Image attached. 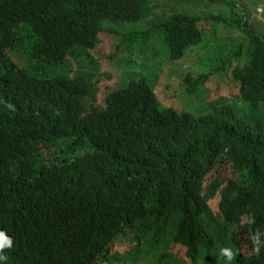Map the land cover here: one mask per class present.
Instances as JSON below:
<instances>
[{
	"label": "trees",
	"instance_id": "trees-1",
	"mask_svg": "<svg viewBox=\"0 0 264 264\" xmlns=\"http://www.w3.org/2000/svg\"><path fill=\"white\" fill-rule=\"evenodd\" d=\"M153 1L0 0V264H264V31L225 0L246 36L230 51L196 14L150 21ZM144 22L122 38L142 53L210 48L196 114L138 74L87 103L99 35ZM217 74L234 102L200 89Z\"/></svg>",
	"mask_w": 264,
	"mask_h": 264
},
{
	"label": "rangeland",
	"instance_id": "rangeland-1",
	"mask_svg": "<svg viewBox=\"0 0 264 264\" xmlns=\"http://www.w3.org/2000/svg\"><path fill=\"white\" fill-rule=\"evenodd\" d=\"M228 1L236 4L235 14H244L250 25L261 29L260 31H264V0ZM226 2L225 0H154L153 4L156 15L152 14L149 20H156L158 16H161L163 13L170 15L175 11L196 14L204 18L200 25L207 34L217 31V36H212V41L214 42L215 38L219 37L224 46L227 47V50L230 49V51H232L238 47L240 42L246 39V36L238 28L229 25L228 21H232L233 16ZM219 18L223 20H220L218 25L216 19ZM120 25L121 26L114 27L115 31H112V29L100 34L99 38L101 43L97 45L95 49L90 50L98 63L95 80L97 91H95L94 94L96 102L91 98L87 100V103L95 102L94 104H101L106 93L119 87H125L132 81L133 76L138 74L147 78L149 85L153 84L155 78L158 77L155 81L154 93H156L158 97L161 109L169 107L177 110L181 109L188 112H195L196 114V107H198L200 102L198 101V105H196V95H191L187 92L185 83L187 79H194L196 72L205 68L203 65L206 64V66L209 67L213 63V60L210 63L211 58L208 55L210 48H208L207 51L205 47L200 51L196 49L195 58H192L194 51L190 49L184 58L170 61L166 58V55H163L166 50V47L163 45L155 46L161 53L159 56L153 51L142 53L138 49L129 46L128 43L123 42L122 38L124 35L134 27L136 30L145 29L149 26V23L144 22L136 26L131 24ZM108 27L112 28L111 25H108ZM121 34H123V36H121ZM204 41L197 48L203 47L206 42ZM142 62H146L145 64L150 65L146 67L138 65ZM67 64L68 65L60 66L59 70L65 71L73 68L71 62H67ZM144 77L139 79L144 80ZM225 77L224 75L217 74L212 76L204 86L200 87L203 93L207 94L209 102L223 100L228 93L230 97L228 98L229 95H227L225 99L233 101V98H237V90L235 87L237 84L229 80V77ZM230 83H234L235 86ZM215 94H217V96ZM218 96L223 98L220 99ZM230 174L233 177L235 176L231 168ZM214 178L215 177H211L208 183ZM216 203V198L210 202L215 211Z\"/></svg>",
	"mask_w": 264,
	"mask_h": 264
},
{
	"label": "bare ground",
	"instance_id": "bare-ground-1",
	"mask_svg": "<svg viewBox=\"0 0 264 264\" xmlns=\"http://www.w3.org/2000/svg\"><path fill=\"white\" fill-rule=\"evenodd\" d=\"M227 3V2H226ZM205 4V3H204ZM206 6V5H205ZM264 6V5H263ZM208 7V6H207ZM206 7V8H207ZM221 7V6H220ZM218 9V8H217ZM211 11V10H210ZM225 17V16H224ZM260 17V16H259ZM231 30V29H230ZM257 33V32H256ZM219 38V37H218ZM222 39V38H221ZM231 42V41H230ZM228 44V43H227ZM237 44V43H236ZM233 45H235V44H233ZM231 90V89H230ZM230 90H229V92H230ZM221 94V93H220ZM231 94V93H230ZM216 96H217V94H215ZM225 95V94H224ZM227 95H229V93L227 94ZM227 95H226V97H227ZM220 99L221 98H223V97H221V96H218ZM225 97V98H226ZM230 97V95L228 96V98ZM233 99H235V98H233ZM234 102V101H233ZM237 104V103H236ZM246 104V103H245ZM248 105V104H247ZM224 106V105H223ZM242 108V107H241ZM248 108V107H247ZM249 109V108H248ZM240 110V109H239ZM228 111V110H227ZM244 112V111H243ZM248 112V111H247ZM216 114V113H215ZM225 114V113H224ZM230 114V113H229ZM241 115V114H240ZM259 115V114H258ZM216 116V115H215ZM226 116V115H225ZM246 116V115H245ZM230 118H231V116H230ZM234 118V117H233ZM249 118V117H248ZM229 119V118H228ZM245 119V118H244ZM218 120V119H217ZM248 120V119H247ZM226 121V120H225ZM232 126V125H231ZM238 126V125H237ZM261 226V225H260ZM259 229V228H258Z\"/></svg>",
	"mask_w": 264,
	"mask_h": 264
},
{
	"label": "clouds",
	"instance_id": "clouds-1",
	"mask_svg": "<svg viewBox=\"0 0 264 264\" xmlns=\"http://www.w3.org/2000/svg\"><path fill=\"white\" fill-rule=\"evenodd\" d=\"M108 93H106V95H107ZM106 95L104 96V99H105V97H106ZM89 99V98H88ZM87 99V100H88ZM104 101V100H103ZM93 103H95V102H93ZM91 104V103H90ZM221 252L223 253V254H225L228 258H231V255H232V253H231V251L230 250H228V249H221Z\"/></svg>",
	"mask_w": 264,
	"mask_h": 264
}]
</instances>
